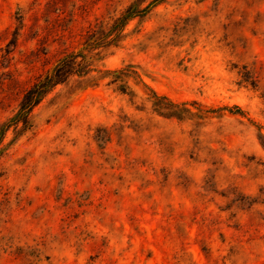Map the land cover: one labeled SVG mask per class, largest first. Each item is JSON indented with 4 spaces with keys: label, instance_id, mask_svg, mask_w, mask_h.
I'll return each instance as SVG.
<instances>
[{
    "label": "rangeland",
    "instance_id": "1",
    "mask_svg": "<svg viewBox=\"0 0 264 264\" xmlns=\"http://www.w3.org/2000/svg\"><path fill=\"white\" fill-rule=\"evenodd\" d=\"M137 1L5 135L0 264H264V0H0V124Z\"/></svg>",
    "mask_w": 264,
    "mask_h": 264
},
{
    "label": "trees",
    "instance_id": "2",
    "mask_svg": "<svg viewBox=\"0 0 264 264\" xmlns=\"http://www.w3.org/2000/svg\"><path fill=\"white\" fill-rule=\"evenodd\" d=\"M146 10H139L138 1L132 3L124 13L116 19L112 28L108 33L113 31L114 37L105 34L102 37L95 38L90 37L82 48L77 53H70L60 59L56 65L48 71L45 75L39 77L37 81L29 87L22 96L21 102L16 113L7 119L4 123L0 124V145L5 138V135L12 129L14 136H20L32 127L31 117L33 109L43 100V98L52 91L56 86L62 85L72 77L86 78L90 72L95 71L97 74H104L101 70H93L91 63L95 61V58L88 56L90 51H93L100 47H106L111 45L117 38L116 31L122 30L124 25L130 18L137 16ZM121 32V31H120ZM98 56L95 54V57ZM134 68V67H130ZM109 73V72H108ZM128 74H132L138 77V74L132 70L121 71V72H110L114 76V81H122L123 78ZM142 86L148 89V87L142 83ZM124 91V88H122ZM155 105L162 104L161 111L164 116L179 118L181 111H188L183 105H177L168 101L164 97H158L155 92L150 90Z\"/></svg>",
    "mask_w": 264,
    "mask_h": 264
}]
</instances>
